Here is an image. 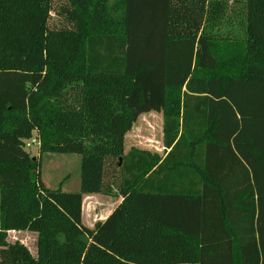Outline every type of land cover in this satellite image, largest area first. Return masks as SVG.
Instances as JSON below:
<instances>
[{"label":"trees","instance_id":"1","mask_svg":"<svg viewBox=\"0 0 264 264\" xmlns=\"http://www.w3.org/2000/svg\"><path fill=\"white\" fill-rule=\"evenodd\" d=\"M155 106L164 152L126 153ZM95 194L122 202L85 229ZM0 264H264V0H0Z\"/></svg>","mask_w":264,"mask_h":264},{"label":"rangeland","instance_id":"2","mask_svg":"<svg viewBox=\"0 0 264 264\" xmlns=\"http://www.w3.org/2000/svg\"><path fill=\"white\" fill-rule=\"evenodd\" d=\"M241 9L239 6L230 8L229 16H232V25H223L222 32L226 35L228 32L236 30V23L239 19L238 14ZM236 10V11H235ZM235 11V12H234ZM162 109L158 106L151 111L143 112L134 117V120L128 127L125 137L126 153L137 148L147 150L149 152H158L162 154ZM36 139V133L33 138L26 142L25 150L32 156L38 158L39 147ZM41 159V184L49 189H57L61 187L64 192H77L80 188V163L81 157L73 154H42ZM101 198L104 200L107 196L104 195H87L85 198ZM108 199V198H107ZM94 211V206L91 201H86L84 205L83 228L91 229L89 224L91 213ZM103 212V210L101 211ZM94 229V228H93ZM17 234H8V242H19L26 246L33 254L36 253L37 247L35 238L26 234H34L32 232H16Z\"/></svg>","mask_w":264,"mask_h":264},{"label":"crops","instance_id":"3","mask_svg":"<svg viewBox=\"0 0 264 264\" xmlns=\"http://www.w3.org/2000/svg\"><path fill=\"white\" fill-rule=\"evenodd\" d=\"M162 123H163V119H162ZM39 145V144H37ZM162 153L164 152V147L162 145ZM87 195H85L83 197V211H82V221H83V216L85 214L84 212V205L86 204V201H91L93 206H94V211L93 213H91V220L89 221L90 225H91V229L95 228V226L97 224H100V223H103L105 222L111 215L112 213L116 210V208H118V206L121 204L122 202V198L121 197H118V198H111V197H107L105 198L104 200H102L101 198H98L97 200L95 198H88L86 200V197ZM103 210V212H101ZM17 234L16 232H10V234ZM26 235H29V236H32L35 238V242L37 241V235L35 236L34 234H26ZM34 257H36L37 255V250H36V253L33 254L31 253Z\"/></svg>","mask_w":264,"mask_h":264},{"label":"water","instance_id":"4","mask_svg":"<svg viewBox=\"0 0 264 264\" xmlns=\"http://www.w3.org/2000/svg\"><path fill=\"white\" fill-rule=\"evenodd\" d=\"M33 160H35V158Z\"/></svg>","mask_w":264,"mask_h":264}]
</instances>
